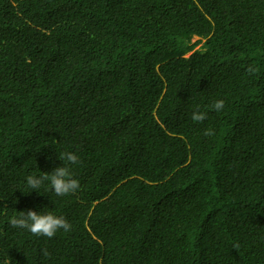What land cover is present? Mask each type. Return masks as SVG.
Returning <instances> with one entry per match:
<instances>
[{"label":"trees","instance_id":"1","mask_svg":"<svg viewBox=\"0 0 264 264\" xmlns=\"http://www.w3.org/2000/svg\"><path fill=\"white\" fill-rule=\"evenodd\" d=\"M0 264H264V0H0Z\"/></svg>","mask_w":264,"mask_h":264},{"label":"clouds","instance_id":"2","mask_svg":"<svg viewBox=\"0 0 264 264\" xmlns=\"http://www.w3.org/2000/svg\"><path fill=\"white\" fill-rule=\"evenodd\" d=\"M258 69L249 65L247 72L254 74ZM209 109L219 112L224 107L223 100H216L214 103L208 106ZM206 118V113L199 110H195L192 113L191 119L195 122H202ZM205 135H212L210 129L205 130ZM59 159L63 161V166L56 167L50 175H44L40 177L28 176L26 178L27 186L30 190L39 189L45 181L50 183V191L54 192L57 196H66L74 194L79 190V181L73 178L69 165H75L79 163V158L75 153L65 152L61 153ZM9 225L12 228H21L28 230L34 236H44L52 238L55 236L58 230H64L65 232L71 230V225L62 216H56L51 213L40 214L36 211L28 210L26 212H20L19 216H13L8 220ZM43 254L48 256L47 250H43Z\"/></svg>","mask_w":264,"mask_h":264},{"label":"rangeland","instance_id":"3","mask_svg":"<svg viewBox=\"0 0 264 264\" xmlns=\"http://www.w3.org/2000/svg\"><path fill=\"white\" fill-rule=\"evenodd\" d=\"M196 37H194V39H195Z\"/></svg>","mask_w":264,"mask_h":264}]
</instances>
